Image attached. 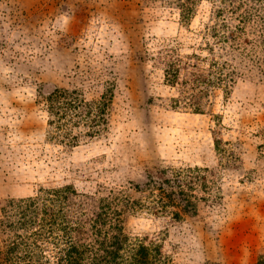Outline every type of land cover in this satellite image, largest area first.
Returning a JSON list of instances; mask_svg holds the SVG:
<instances>
[{"label": "rangeland", "instance_id": "374dc122", "mask_svg": "<svg viewBox=\"0 0 264 264\" xmlns=\"http://www.w3.org/2000/svg\"><path fill=\"white\" fill-rule=\"evenodd\" d=\"M231 17L209 0L188 19L173 0H0V228L8 201L68 186L90 196L69 225L89 248L98 215L156 264H264V66L235 48L259 28L224 40ZM58 90L107 125L62 144Z\"/></svg>", "mask_w": 264, "mask_h": 264}, {"label": "trees", "instance_id": "16d2710c", "mask_svg": "<svg viewBox=\"0 0 264 264\" xmlns=\"http://www.w3.org/2000/svg\"><path fill=\"white\" fill-rule=\"evenodd\" d=\"M202 0H173L176 6L181 10L182 18L188 19L192 17L195 12L196 6ZM217 8V15L222 16L223 13L229 12L232 17L229 19L238 18L240 21L239 26L234 23L224 22V40L229 41L230 37L236 41L235 38L239 36V31L246 34L245 27L259 28L263 27L264 22V0H209ZM219 4V5H218ZM226 16H230L225 14ZM258 29V30H259ZM239 30V31H238ZM252 34L249 31L247 34L252 35L253 43L250 41H242V43L235 46L236 49L241 48L242 57L246 56L252 58V64L261 68L264 66V34L261 32ZM264 31V29H263ZM263 38V40H262ZM231 40V41H232ZM244 73L245 70H242ZM64 93V94H63ZM66 96V91H56L54 95L51 94L48 100L52 103L54 101H61L57 112L50 111L52 119L55 123L60 122L62 129L61 135H58L59 141L62 144L74 146L79 143L80 137H90L99 134L101 128L107 125V118L100 108V114L94 120H87L88 112H84L83 117L76 115L71 109L70 105L64 104L62 99ZM60 99V100H59ZM55 108L54 106L51 109ZM54 115V116H53ZM82 115V114H81ZM53 126V122L49 123ZM89 128L88 130L80 131V125ZM42 200L36 198L29 199V203L25 201L24 206L15 204L14 201H8L6 207H17L18 211L14 213L13 218L8 225L0 228L3 238V248L0 249V264H44L42 259L43 243L45 239L50 238L53 240L55 237H60L62 243H65L64 250L59 252L57 264H156L150 258V253H137L135 250L129 249L126 245V237L121 232V228H113L111 232L104 234L99 225L92 220L91 224L86 228V232L95 235L92 237L93 245L85 244L82 242L80 236L75 237V229L70 227V221L78 227L81 221H86L87 213L85 211V204L88 202L89 197L86 194H76L70 187H62L58 189L43 190L40 189ZM24 201V200H21ZM45 202L41 210L34 208L38 202ZM89 206V205H88ZM5 207V208H6ZM4 208V209H5ZM88 209V208H86ZM7 212V210H5ZM101 212V211H100ZM101 214V213H100ZM75 220V221H74ZM72 223V226H74ZM1 223L0 226H2ZM5 227V228H4ZM76 228V227H75ZM82 230V227H79ZM75 238V240H73ZM68 242V246L66 245ZM49 244V242H48ZM144 247V246H143ZM91 255V256H90ZM155 258V257H154ZM50 264V259L48 260ZM157 264H164L158 258Z\"/></svg>", "mask_w": 264, "mask_h": 264}]
</instances>
